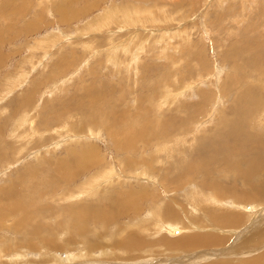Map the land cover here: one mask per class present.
I'll list each match as a JSON object with an SVG mask.
<instances>
[{"label":"rangeland","instance_id":"obj_1","mask_svg":"<svg viewBox=\"0 0 264 264\" xmlns=\"http://www.w3.org/2000/svg\"><path fill=\"white\" fill-rule=\"evenodd\" d=\"M263 42L264 0H0V264H264V221L249 228L261 210L255 204L206 203L243 216L236 229H214L201 215L199 226L189 206L177 208L180 229L176 220L164 224L172 234L154 225L166 198L183 202L196 190L188 184L172 191L168 168L228 115V104L220 107L218 90L208 85L218 70L221 84L230 74L226 50L264 55ZM194 88L211 90L198 121L215 124L199 131L194 122L174 142L168 115L183 119L186 111L176 106ZM188 96L189 103L200 101ZM88 147L97 163L80 170ZM9 190L17 195L5 197ZM9 203L10 217L2 214ZM26 216L27 230L15 231L13 223ZM191 236L224 243L162 242Z\"/></svg>","mask_w":264,"mask_h":264},{"label":"bare ground","instance_id":"obj_2","mask_svg":"<svg viewBox=\"0 0 264 264\" xmlns=\"http://www.w3.org/2000/svg\"><path fill=\"white\" fill-rule=\"evenodd\" d=\"M103 29H105V28H103ZM225 46H226V44H225ZM231 46L232 45H230V47ZM243 49H245V48H243ZM238 50H240V49H238ZM246 51H248V49L244 50V52H246ZM254 51H256V50H254ZM249 53H251V54H249V56L246 54L247 56L244 57L245 54L241 53V52H238L237 49L234 48V47H231L229 50H226L225 60H226V63L228 62L230 64V67L232 69V70H230L231 71L230 74H228L226 76L224 75L225 79H224L223 84H221V82H220L221 81L220 80V74L222 73V71L218 70V72H216V74L214 76H212L214 78V80H213L214 82L213 81L208 82V80L205 82V83L208 82L209 86H211L212 88H215V89L218 90L219 97H220V99L222 101L221 105H219L220 107L223 108V107L226 106V103L228 104L227 105V107H228L227 110L228 111L226 112V113H228V115L225 114L223 116L222 120L218 121L216 124H215V122L212 121L213 124H215L216 129L206 132L205 135H207V134L208 135L205 136L204 139L200 140V138H199V141H197L198 142L197 146L194 147L193 150H191V153L183 154V155L179 154V158H181L183 156H186V160L185 159H183V160L178 159L177 162H175L171 168H168L170 171L172 170V173L174 172V174H172V178L171 179L169 178V180H170L169 184H171L172 191L173 190H183L184 188H187L186 186L188 184L191 185L188 189H192L191 187L195 186L196 190H194L195 188H193V190H190L191 193L188 190V193H190V194L186 193V195L184 196V201L183 202L179 201L178 199H175V201H173V199H171V198L169 200L167 198L165 199L166 200L165 201V205H163L161 207L160 211L157 212L158 213L156 215L157 218H156V220L154 222V225L157 224V228H160V229L163 228L165 230V232H166V230H170L171 234L173 232H175V230H172V227H171V229L169 228L170 227L169 225H168L169 226L168 229L164 228V226H165L164 224H168V223L172 222V221L168 222V220L172 219V220H176V222H172L173 225H175V223H176L177 226L180 225V224H177L178 223L177 220H179L178 216L176 215L177 208H181V209L185 210L186 206H189V208L191 209V213L194 212V213L198 214V217H194L195 220H196V218H197V220L193 221L194 223H197V225L202 223L201 220L198 221L199 215H201L200 218L201 217L204 218L203 216H206L210 220L211 227L214 228V229H221V230L224 231L225 228L226 229H232V228L236 229L237 227L239 228V226L242 225L241 222L244 221L243 216H240L239 214L231 213V211H230V213L225 212V211H217L216 208L218 206H216V208H214L215 207L214 206L213 207L214 209L213 208L212 209L208 208L209 206L205 207L207 202H213V203L214 202H221L222 200L227 199V198L234 200V202L238 203V206L240 204L244 205V206H242V208H245V205H247V204H255V207L257 209L259 207L261 208V210H259V213L257 211V215L255 217L256 219L254 220V222H256L257 225L256 226L254 225L255 227L254 226L253 227L249 226V228H253V230H254L256 227L259 226L258 224H259L260 220L264 221V207H261V206L264 205V123H261L262 120L264 121V117H261V115L263 114V112H262L263 110H261V108H262L261 106L264 105L263 104L264 101H263L262 94H261L262 89L264 88V55H262V52L260 54H252V52H249ZM258 53H259V51H258ZM238 60H240V62L244 61L243 63H245L244 66L246 67V69H245L246 71L243 72V70H242L243 66L240 67V65L238 63ZM208 73H209V71H208ZM202 79H201V81H202ZM216 79H218V81ZM197 80H198L197 82H199L200 79H197ZM215 81L218 82V83L215 85V87H213L214 84H215ZM247 82H251L250 86L247 85ZM240 84L241 85L244 84L245 87H243V89H241L242 86L238 87ZM199 87H201V85ZM185 88H186V86L184 87V89ZM234 88H236V92L235 93L233 91ZM196 89L194 90V92H195V94H198V96L200 97V101L198 100L197 103H194V102L193 103H189L190 101L189 102L187 101L189 99V98L187 99L188 95H191L190 98H192L194 96H197L195 94H192L194 92H191L192 91L191 90L190 91L191 93L186 95V98L184 97L185 100L182 99L183 102L182 103L180 102L181 106H179L180 105L179 102H178V104L176 106V108H177L176 112H178L177 110H179V109H182V110L186 111L185 112L186 115L183 116V119L180 118L179 116H177L176 113L175 114L174 113L173 114H169V115L167 114V112L165 113V114L168 115V118H167L168 122L165 124V126L168 129H170V130H174V132H175L174 142H177L178 138L182 137L181 133L183 135L185 130H186V128L190 124L194 125V122L196 123L198 120H201L200 118L202 116V109L205 106V103H207L210 100L211 96H212L211 90L210 91H208V90L201 91L200 90V93H199V91H197ZM200 89H203V88L201 87ZM186 90H188V88ZM178 97L180 98L181 96H178ZM179 98H177V101H179V100L181 101V99H179ZM176 102H175V104H176ZM211 104H212V102H211ZM211 104H209V105H211ZM160 106H163V105H160ZM160 114H162V113L160 112ZM213 114H215V113H213ZM204 116L205 115H203L202 118ZM211 116H213V115H211ZM262 116H264V114ZM212 122H208L207 124H211ZM199 123H201V122L198 121L197 124L195 125V128L199 129V131L202 130V126L203 125L207 126V124H203V123L199 124ZM177 124H178V126H176ZM175 129H178L179 131L177 132ZM151 132H152V130H151ZM114 133H115V131H114ZM178 133H179V135H178ZM191 133H192V131H191ZM191 136H192V139H194L192 134H191ZM131 138H132V135H131ZM169 138L171 139L170 135H169ZM201 138H202V136H201ZM196 140H198V139L196 138ZM131 144H132V141H131ZM178 144H179V142H178ZM124 145H125L124 142H122V143L117 142L116 143V148L118 150H121V151H126L127 149L124 147ZM169 145H171V144H169ZM73 150H75V149H73ZM182 150L183 149H181V151ZM186 150L187 149H185V151ZM82 152L86 153V155H85V158H83L82 156L79 157L80 158V160H79L80 162H78V167H79L80 170L89 168L92 165L97 163V160L94 161L95 160V156L93 154V148L92 147H90V148L88 147V149H83ZM129 152L130 151H128L127 153H129ZM74 154H73V157L75 156ZM70 158H71V156H70ZM83 160H84V163L81 162ZM77 161H78V159H77ZM145 161H147V160L145 159ZM169 170L167 171L168 173H169ZM152 171H155V169H152ZM222 171H224V172L222 173ZM164 175H166V174H164ZM163 177H165V176H163ZM167 177H168V174H167ZM165 180H167V179H165ZM165 180H163V178H162V182H167L168 181V180L167 181H165ZM192 183H194L195 185H193ZM171 189L168 188V191H171ZM204 189H211L212 191H203ZM185 192H186V190H185ZM139 193L140 192L133 193V196L134 195H135L134 197H136V195L139 196L140 195ZM166 194L167 193H165L164 195H166ZM16 195H17V193L15 191H13V190H9V191L5 192V197H8V198H13ZM39 196L42 197L41 195H39ZM164 198H165V196H164ZM29 199L30 200H28V201H30V202L33 201V199H31V198H29ZM40 199H43V198H40ZM228 201L230 202V200H228ZM199 203L202 204V206L200 208H199ZM9 204H10L11 208L8 207L9 205L2 206L3 208H5V209L2 208L3 210H5L2 213L3 215H5L6 213H8L7 214L8 216H9V214L14 215V211L15 210L13 211V208H14V207H12L13 204L12 205H11V203H9ZM154 204L157 205V202L153 203V205ZM177 204H178V206H177ZM232 205H233V203H232ZM122 206L123 205L119 206L118 209L120 210V208ZM220 206L222 207V205H220ZM72 209L73 208H71V210ZM66 210L68 211V209H66ZM71 210L69 209L70 212H71ZM186 212L187 211H185V214L183 216L186 215ZM82 213H84V212H82ZM98 215H100V214H98ZM115 215H117V214L115 213L113 216H115ZM190 215H192V214H190ZM77 216H80V215H77ZM258 216L260 217V219L257 221ZM18 218H20V217H18ZM110 218L111 217H109V219ZM194 218H193V220H194ZM5 219H7V218H5ZM31 219H30V216H29V217H27L26 222H24L22 219L21 220L20 219L17 220L15 223L12 222L13 223V229L15 231H19V232L22 231V230L26 231L27 228H28L27 224L31 221ZM160 219L163 222H161ZM242 219H243V221H242ZM248 219H250V218H248ZM107 220H108V218H107ZM204 220H206V219H204ZM104 222H105V220H104ZM0 223H1V220H0ZM33 223H31V224H33ZM203 225L205 226L204 223L202 224V226ZM178 227L180 229V226H178ZM249 228H247V229H249ZM221 230L219 232H221ZM29 232H31V230ZM26 234H27V232H26ZM33 234H35V231H34V233L32 232V236H34ZM84 235H85V233H84ZM212 236H208V238H210ZM256 236L258 237L259 235L256 234ZM197 237L196 236H191V237H188V238L183 239V240H181V239L176 240V242H173V243H171L168 240L167 241H162V242H165V244H168L169 248L170 247L185 248V247H188V246H202V245H205L206 243H208L210 246H213V245L224 243L221 238L220 239L215 238V240L211 239L210 241H207V240H204V239H202L200 237L199 238H197ZM41 238H40V240H42L43 242H46V240L43 237H41ZM81 238L83 239L82 236H81ZM89 238L90 237H88V239ZM46 239H48V238H46ZM49 241L50 240H48V242H46V243L49 244V245H52L51 242H49ZM89 241H90V239H89ZM91 241H92V239H91ZM47 244L45 246H47ZM136 245H138L137 242H136ZM90 246H91L90 247V249H91L93 246L92 245H90ZM255 263H257V262H255L253 260V262L251 264H255Z\"/></svg>","mask_w":264,"mask_h":264}]
</instances>
